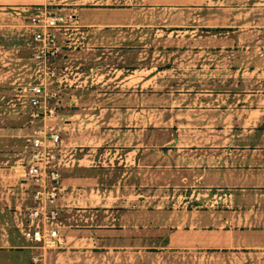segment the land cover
<instances>
[{"label": "rangeland", "instance_id": "rangeland-1", "mask_svg": "<svg viewBox=\"0 0 264 264\" xmlns=\"http://www.w3.org/2000/svg\"><path fill=\"white\" fill-rule=\"evenodd\" d=\"M37 4L75 13L79 26L67 32L62 83L48 102L80 161L63 172V244L46 264H83L103 251L111 264L124 259L130 248L119 246L131 234L145 264L200 257L185 235L173 245L189 250L151 246L190 211L218 204L180 161L221 140L223 119L241 98L234 93L257 84L264 0H41L0 9V216L14 238L15 219L30 205L16 168L33 125L15 94L29 75L27 18ZM111 19L125 23H104Z\"/></svg>", "mask_w": 264, "mask_h": 264}, {"label": "crops", "instance_id": "crops-1", "mask_svg": "<svg viewBox=\"0 0 264 264\" xmlns=\"http://www.w3.org/2000/svg\"><path fill=\"white\" fill-rule=\"evenodd\" d=\"M40 1L0 0V9L12 7L13 4H36ZM112 20L104 23H125ZM258 54V70H252L259 73H251V77H257V84L244 86V89L234 93L241 95V98L236 99L231 111L229 110L231 113H227L223 119V127L226 130L222 132V139L207 147L200 145L195 152L191 151L185 163H182L183 158L180 161L184 173L194 179V185L209 187L211 195L218 196V204L215 208L202 207L194 212L190 211L184 216V223L181 226L176 224L173 232H169L167 236H162L163 232L157 233L156 236L160 237L156 241L158 244L151 246L163 250V253L167 252L166 249L174 247L189 250L192 246L173 245L174 241L179 242L180 238H183L182 235H185L188 236L189 243L194 240L193 248L198 250L197 254L202 255L199 257L195 254L193 258L188 259L183 256L171 260L169 257L152 259L148 264H264V50ZM228 107H231V104H228ZM16 222L17 218L14 227L18 238L10 235L9 226L5 229L7 223L4 218L0 223V264H30L31 254L26 255L25 251L32 250L29 248L31 242L21 234ZM136 224H130L131 233ZM100 231L97 233L100 234ZM102 247L108 246H100ZM119 247L130 249H122V252H125L124 259L113 260L111 264L147 263L140 260L138 239L136 237L133 244L132 234L130 243ZM106 254L109 252L99 253V259L84 258L83 264H110L111 260L106 258ZM84 255H87V252ZM88 255H92L91 252H88Z\"/></svg>", "mask_w": 264, "mask_h": 264}, {"label": "built area", "instance_id": "built-area-1", "mask_svg": "<svg viewBox=\"0 0 264 264\" xmlns=\"http://www.w3.org/2000/svg\"><path fill=\"white\" fill-rule=\"evenodd\" d=\"M31 9L27 18L31 29L29 75L15 94L33 123L24 136L23 159L16 168L21 194L29 198L30 205L24 211L21 208L16 227L31 242L30 263L46 264L49 250L63 244V172L80 161L75 147L62 136L59 113L48 102L62 83L60 60L68 45L67 32L79 26L73 12H58L46 4Z\"/></svg>", "mask_w": 264, "mask_h": 264}]
</instances>
